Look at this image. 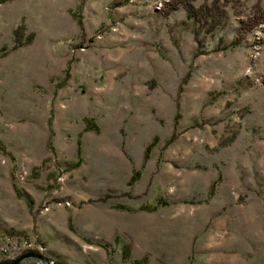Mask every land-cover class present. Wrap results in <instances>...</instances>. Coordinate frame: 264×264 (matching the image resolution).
Masks as SVG:
<instances>
[{
	"label": "rangeland",
	"instance_id": "obj_1",
	"mask_svg": "<svg viewBox=\"0 0 264 264\" xmlns=\"http://www.w3.org/2000/svg\"><path fill=\"white\" fill-rule=\"evenodd\" d=\"M256 2L198 20L180 0H0V232L33 234L71 264H264ZM21 25L33 39L14 47Z\"/></svg>",
	"mask_w": 264,
	"mask_h": 264
},
{
	"label": "trees",
	"instance_id": "obj_2",
	"mask_svg": "<svg viewBox=\"0 0 264 264\" xmlns=\"http://www.w3.org/2000/svg\"><path fill=\"white\" fill-rule=\"evenodd\" d=\"M210 1V2H209ZM222 1L226 2H233L236 5L240 4L241 0H204V3H202L200 6H195L193 2L190 0H180V2L184 3V5L187 8V11L190 15L194 16L196 19L201 20L202 16L207 15H214V12L220 11L222 8ZM175 5V4H174ZM173 4H171V7H175ZM252 9L249 10L246 18V23H248V26L253 27L257 24V22L261 19H264V8L259 4L255 3L252 7ZM245 23V22H244ZM245 23V24H246ZM23 26H19L15 30V45L14 47H18L21 45H24L26 43H29L33 39V35L25 36L21 33V28ZM5 48V47H3ZM157 139V137L155 138ZM152 143L148 144L146 147L145 157H150L151 147ZM80 151V150H79ZM141 169H135L128 181L129 184L135 183L141 176ZM159 203L168 204L169 202L164 198H159ZM100 244L104 245L106 248L111 247L110 243L108 242H101ZM126 256L128 255V252L125 253ZM134 264H151L147 258H133ZM58 264V263H57Z\"/></svg>",
	"mask_w": 264,
	"mask_h": 264
},
{
	"label": "crops",
	"instance_id": "obj_3",
	"mask_svg": "<svg viewBox=\"0 0 264 264\" xmlns=\"http://www.w3.org/2000/svg\"><path fill=\"white\" fill-rule=\"evenodd\" d=\"M263 177H264V175H263ZM236 178L239 180V182L241 181L242 183H244L245 175L243 173L236 172ZM248 179L250 181L251 180H255V178L253 176L252 177H249L248 176ZM259 179H260V177H259ZM262 185L263 186L261 188H259V191L262 192L263 193V196H264V180H263V184ZM233 193L235 195H237V193H238L237 189H233ZM257 195H259V194H257ZM119 205L121 207L123 206L122 204H119ZM115 206L116 207H120L118 205H115ZM261 209H262L263 214H264V205H261ZM57 219L58 218H56L55 220H57ZM98 221H100V220L98 219L97 222ZM259 226L262 228V230H264V216H262L260 218ZM54 227H56V226L54 225ZM93 228H94V225L93 224H88V229L89 230H92ZM96 229L101 232L102 236L108 237V239H110V238H116L118 236L119 227L117 225H115L114 220H111L110 218H106L104 220L102 218L101 222H99L97 224ZM212 230H213V227H210L209 228V231H212ZM210 240H212L211 237H210ZM48 242H49L50 245L52 244V240L49 239V237H48ZM104 242H106V241H104ZM100 245H101L100 247L95 248V250H97V254H99L100 256H105L106 258H109V261H111L112 248H113L112 245L110 244L111 247H108V248H106L102 244H100ZM198 246L199 245H197V242H196L194 248H197ZM51 247H53V246L51 245ZM199 248H203V249L202 250L199 249L198 252L200 251V252H202L204 254V253H206L208 251V248H224V247H223V245H218V244L217 245H213L211 243H209V244L203 243L201 246H199ZM51 250H52V253H49V251H47V256H51V257L55 258L57 260V263L58 264H71V263L67 262L66 260H61L60 259L62 256L60 254V250L59 249L53 247V248H51ZM258 254H264V248H258L257 249V255ZM28 258H30V257H27V258L23 259L19 264H25L26 263L25 261ZM97 258L96 257L87 258L85 264H92V263H94V264H100L98 262L99 260ZM135 258H148V257L147 256H141V257L136 256ZM259 258H261V259L264 260V255L261 256V257H259ZM148 260L150 261L149 258H148ZM112 264H114V263H112Z\"/></svg>",
	"mask_w": 264,
	"mask_h": 264
},
{
	"label": "built area",
	"instance_id": "obj_4",
	"mask_svg": "<svg viewBox=\"0 0 264 264\" xmlns=\"http://www.w3.org/2000/svg\"><path fill=\"white\" fill-rule=\"evenodd\" d=\"M37 251L47 256L48 248L41 239L33 234L0 232V261L13 259L26 251ZM43 264H56L55 258L48 256Z\"/></svg>",
	"mask_w": 264,
	"mask_h": 264
},
{
	"label": "water",
	"instance_id": "obj_5",
	"mask_svg": "<svg viewBox=\"0 0 264 264\" xmlns=\"http://www.w3.org/2000/svg\"><path fill=\"white\" fill-rule=\"evenodd\" d=\"M30 256L39 257L44 262H46L48 260V256H46L45 254L30 250V251H26V252L22 253L21 255L17 256L16 258L1 260L0 264H19L23 259L30 257Z\"/></svg>",
	"mask_w": 264,
	"mask_h": 264
}]
</instances>
